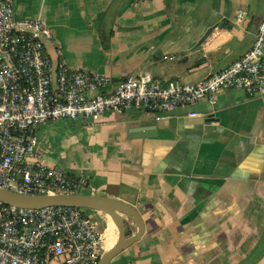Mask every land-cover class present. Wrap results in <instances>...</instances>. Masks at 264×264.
Masks as SVG:
<instances>
[{
    "label": "crops",
    "instance_id": "crops-1",
    "mask_svg": "<svg viewBox=\"0 0 264 264\" xmlns=\"http://www.w3.org/2000/svg\"><path fill=\"white\" fill-rule=\"evenodd\" d=\"M10 1L15 21L43 20L47 53L59 49L71 70L182 84L239 60L264 10V0ZM34 149L42 164L87 177V195L140 214L143 236L110 264H264V97L226 90L161 114L48 122Z\"/></svg>",
    "mask_w": 264,
    "mask_h": 264
},
{
    "label": "built area",
    "instance_id": "built-area-1",
    "mask_svg": "<svg viewBox=\"0 0 264 264\" xmlns=\"http://www.w3.org/2000/svg\"><path fill=\"white\" fill-rule=\"evenodd\" d=\"M51 40L40 17L15 21L11 1L0 0V188L18 195L94 192L87 177L40 162L35 136L45 123L96 119L106 112L161 114L214 103L226 90L264 97V10L253 46L194 84L164 85L148 75L115 81L71 70L59 49L54 58L47 53ZM103 252L101 225L85 209L34 210L0 202V264H98Z\"/></svg>",
    "mask_w": 264,
    "mask_h": 264
},
{
    "label": "water",
    "instance_id": "water-1",
    "mask_svg": "<svg viewBox=\"0 0 264 264\" xmlns=\"http://www.w3.org/2000/svg\"><path fill=\"white\" fill-rule=\"evenodd\" d=\"M207 60L206 57H202L195 63L194 68L206 63ZM151 78L160 81L164 85L171 83L169 80H164V78H155L152 76ZM175 82L182 84V82ZM196 82L189 84H194ZM144 125H149V122H140L139 128L144 127ZM145 132L147 131L142 129L134 130V133L137 134ZM0 202L7 206L34 210L48 207L80 208L108 216L117 229V239L113 247L102 254L98 264H110L120 253L138 242L145 232L143 220L133 207L121 201L107 197L94 195L25 196L0 188ZM126 220H129L136 229V231L130 236H127Z\"/></svg>",
    "mask_w": 264,
    "mask_h": 264
},
{
    "label": "bare ground",
    "instance_id": "bare-ground-1",
    "mask_svg": "<svg viewBox=\"0 0 264 264\" xmlns=\"http://www.w3.org/2000/svg\"><path fill=\"white\" fill-rule=\"evenodd\" d=\"M106 218L108 219V225L106 227V230L103 233V239H104V244H105V249L106 251H108L109 249H111L113 247V245L116 242L117 239V229L114 225V223L112 222V220L106 216Z\"/></svg>",
    "mask_w": 264,
    "mask_h": 264
},
{
    "label": "rangeland",
    "instance_id": "rangeland-1",
    "mask_svg": "<svg viewBox=\"0 0 264 264\" xmlns=\"http://www.w3.org/2000/svg\"><path fill=\"white\" fill-rule=\"evenodd\" d=\"M86 213L91 215V216L95 215L98 218V222L100 223L102 230H104V231L106 230V227L108 225V221H107L108 219L106 218V216L99 214L97 212L94 213L93 211H89V210H86ZM126 221H127L126 225L129 226L131 222L129 220H126ZM127 229H128V227H127ZM104 252H106L105 244H104Z\"/></svg>",
    "mask_w": 264,
    "mask_h": 264
},
{
    "label": "trees",
    "instance_id": "trees-1",
    "mask_svg": "<svg viewBox=\"0 0 264 264\" xmlns=\"http://www.w3.org/2000/svg\"><path fill=\"white\" fill-rule=\"evenodd\" d=\"M129 235V232H127V236Z\"/></svg>",
    "mask_w": 264,
    "mask_h": 264
}]
</instances>
